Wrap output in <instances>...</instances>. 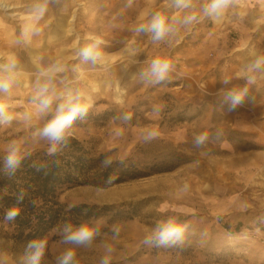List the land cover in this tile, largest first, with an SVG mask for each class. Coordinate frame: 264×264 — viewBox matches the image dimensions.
<instances>
[{
	"label": "rangeland",
	"instance_id": "rangeland-1",
	"mask_svg": "<svg viewBox=\"0 0 264 264\" xmlns=\"http://www.w3.org/2000/svg\"><path fill=\"white\" fill-rule=\"evenodd\" d=\"M0 1L8 6L0 9V64L14 57L19 70L10 93L0 97L13 117L0 123V156L14 141L21 154L50 147L33 133L54 117L56 104L37 114L33 96L40 69L59 62L64 70L57 74V91L65 84L80 90L88 107L67 134L93 154L144 163L175 150L188 158L171 171L64 190L59 200L68 205L114 207L82 222H99L100 235L90 245L66 244L64 227L53 228L41 264H57L69 248L76 253L74 264H100L105 255L110 264H264V71L252 73V84L246 79L248 65L264 55V0H233L215 21L203 15L205 0H193L190 9L171 0ZM37 3L45 5L40 34L17 43ZM154 12L169 20L195 12L199 19L154 41L150 33L136 31ZM59 23L66 34L53 32ZM94 37L103 41L102 57L96 64L83 62L78 50ZM157 57L173 68L164 81L148 83L141 74ZM245 87L243 105L229 112L221 89ZM127 114L131 119L125 121ZM153 130L158 135L147 138ZM205 132L208 140L195 146V136ZM138 201L134 208L127 205ZM169 217L187 226L184 243L145 244L146 234ZM114 224L121 229L115 239ZM10 248L0 237V264H27V256Z\"/></svg>",
	"mask_w": 264,
	"mask_h": 264
},
{
	"label": "clouds",
	"instance_id": "clouds-1",
	"mask_svg": "<svg viewBox=\"0 0 264 264\" xmlns=\"http://www.w3.org/2000/svg\"><path fill=\"white\" fill-rule=\"evenodd\" d=\"M233 0H205L202 8L204 16L212 18L214 21L222 18L226 10L230 7ZM177 8L190 9L193 6V0H171ZM45 12V5L37 3L32 13L28 18V22L24 24L20 40L29 43L33 35L40 34L39 21L42 19ZM199 16L195 12H189L182 18L173 16L171 20L167 19L160 12L150 14V19L140 24L136 31L150 33L154 41L165 39L168 35L176 32L178 26L191 25L197 22ZM91 43L78 50V57L83 62H91L96 64L100 61L102 53L99 50V45L103 41L99 37L91 38ZM173 64L166 58L157 57L150 63L149 68L144 71L141 76L148 83L156 84L164 81L169 72L172 70ZM63 66L59 62H53L47 67L40 69L37 81L36 91L33 96V103L35 105L36 113L43 115L52 111V106L55 103V115L48 121L42 128H37L33 133L34 139H46L50 147L48 148L49 155H55L60 146L67 144V129L71 126L73 121L77 118H83L88 111V107L82 102L83 93L80 90H73L65 84L62 91H57L56 79L57 74L62 72ZM248 75L246 77L247 83L252 84L255 82V73L257 71H264V55L257 56L254 61L248 65ZM18 62L14 57H10L6 63L0 64V97L10 93L18 76ZM230 81L226 78L223 81L224 85H228ZM247 87L242 89L231 88L221 89L222 104L227 107L229 112L235 111L238 106H242L245 100ZM31 114L25 113V119H30ZM13 117L7 113V105L0 102V123L11 122ZM123 120L128 121L131 115L127 114L122 117ZM122 134V132L117 133ZM158 135L155 130L147 134V138H154ZM208 140V133H200L194 138V144L200 147ZM22 160L21 148L17 142L10 144L7 154L4 157V167L9 174H14L19 167ZM112 163L111 158H106L103 161V166L108 167ZM39 170V169H38ZM114 177H109L107 183L111 184ZM23 193L21 192L17 200H23ZM19 214V209L13 208L6 213V219L13 220ZM187 226L178 224L173 217L158 222L155 227L146 234L144 243L148 245L157 246H179L184 243L185 232ZM120 226L114 224L111 228L113 238H117L120 233ZM63 242L75 246L90 245L93 240L100 235L99 222L96 223H82L73 225L66 223L63 228ZM46 241H32L28 244L30 253L27 255V264H41V260L45 254ZM106 252L113 251L110 245H105ZM74 248H69L58 258L57 264H74L75 258ZM100 264H110V256L105 255L102 257Z\"/></svg>",
	"mask_w": 264,
	"mask_h": 264
},
{
	"label": "trees",
	"instance_id": "trees-1",
	"mask_svg": "<svg viewBox=\"0 0 264 264\" xmlns=\"http://www.w3.org/2000/svg\"><path fill=\"white\" fill-rule=\"evenodd\" d=\"M107 114V111L102 112V116ZM21 155V163L14 174L5 169L4 157L0 156V222L5 227L0 237L10 242L11 252L25 256L31 251L28 244L47 241L53 228L64 227L69 222L79 225L114 207L85 202L68 205L59 200L64 190L79 185L104 188L171 171L188 162L184 154L172 150L144 163L127 157L114 159L110 166L104 167L105 153L93 154L79 139L68 134L67 144H62L55 155H49L48 149L31 150ZM109 177H114L111 184L107 183ZM21 192L23 200L18 202ZM138 204L139 201L127 203L131 208ZM13 208L19 209V214L13 220L6 219V213Z\"/></svg>",
	"mask_w": 264,
	"mask_h": 264
},
{
	"label": "bare ground",
	"instance_id": "bare-ground-1",
	"mask_svg": "<svg viewBox=\"0 0 264 264\" xmlns=\"http://www.w3.org/2000/svg\"><path fill=\"white\" fill-rule=\"evenodd\" d=\"M0 9H2V10H7V9H8L7 4L4 3L3 1H0ZM67 31H68V30H66L64 27H62L61 24L59 23L58 28L55 27V29H54L53 32H54L55 34H62V33H63V34H66ZM59 32H60V33H59Z\"/></svg>",
	"mask_w": 264,
	"mask_h": 264
}]
</instances>
